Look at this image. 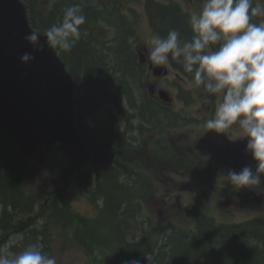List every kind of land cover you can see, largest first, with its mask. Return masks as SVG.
Returning a JSON list of instances; mask_svg holds the SVG:
<instances>
[{
	"label": "trees",
	"instance_id": "obj_1",
	"mask_svg": "<svg viewBox=\"0 0 264 264\" xmlns=\"http://www.w3.org/2000/svg\"><path fill=\"white\" fill-rule=\"evenodd\" d=\"M81 1L87 2V0ZM95 4L90 11H83L87 19L81 26V39L64 59L66 64L70 61L72 73L76 76L79 87L81 84V99L77 100L78 106L80 104L86 108L81 119H78V127L82 135L94 143L101 139V132L94 129L95 125L89 116L88 108L93 106V102L102 95L103 89L109 86L130 88V85L122 79L123 74L127 73L135 80H138L141 75L131 53L123 45L114 49L111 54L109 51L98 52L86 40L89 19L98 11ZM69 6L64 4L58 18L54 16L52 21L54 22L57 18V22H60L64 9ZM161 10L156 11L161 17L158 16L154 20L156 24L154 26H157L160 32L168 33L170 29L183 28L185 23L183 21L182 23L177 16L167 13V9L161 8ZM180 34L181 37H187ZM191 35L190 28L189 38ZM189 38L187 37L188 40ZM152 113L149 118L155 119L154 110ZM83 122L85 125L82 124ZM102 138L108 139L106 143L110 146L121 143L117 142V139L112 140L111 137H106L105 134ZM6 141L5 135L0 130V152L4 157L10 156L9 160L0 162V197H3L5 205L12 206L14 213L16 212L21 218L32 210V206L26 203L23 208L24 204L21 200L24 191L20 185L22 158L19 160L20 156L13 145L9 146ZM106 148V150L98 151L100 153L97 158L98 163L104 164L101 165L102 183L96 193L104 199L102 213L90 221L72 215L69 208L66 210L71 216L68 221L77 218L79 222L78 228L69 227L68 236L70 241L87 256V260L81 264H134L136 261L146 259L152 260L153 264H264V220L225 222L217 219L211 212L201 217L184 216L178 221L158 228L149 219L147 232L138 236L139 241L135 243L133 241L135 236L142 230L137 222V219L143 216L140 201L145 199L147 193L144 189H139L138 192L135 187L120 182L119 178L122 175L107 164L112 157L108 147ZM202 161L201 155H194L181 170L185 171L189 163L195 165L198 162L201 164ZM115 164L118 168H124L121 163ZM5 224L10 226L13 222L11 219H6ZM38 226L33 225L31 234H24L27 240L40 234ZM168 228H171V232L166 235ZM45 252L48 255L53 253L51 249H46Z\"/></svg>",
	"mask_w": 264,
	"mask_h": 264
},
{
	"label": "clouds",
	"instance_id": "obj_2",
	"mask_svg": "<svg viewBox=\"0 0 264 264\" xmlns=\"http://www.w3.org/2000/svg\"><path fill=\"white\" fill-rule=\"evenodd\" d=\"M264 8L253 6L252 0H203L202 9L191 15V38L170 29L165 37L154 35L148 61L156 66L170 60L181 64L192 74L194 82L212 96L221 97L214 115L205 121L208 132L223 134L238 126L247 139L246 153L255 169L245 166L229 170V184L235 191L264 184ZM86 16L79 3L64 9L62 19L45 31L41 41L38 31H29L25 42L31 52H24L19 62L28 66L35 53L70 52L81 39ZM0 264H57L40 243H29L18 252L0 247ZM134 264H139L138 261Z\"/></svg>",
	"mask_w": 264,
	"mask_h": 264
},
{
	"label": "rangeland",
	"instance_id": "obj_3",
	"mask_svg": "<svg viewBox=\"0 0 264 264\" xmlns=\"http://www.w3.org/2000/svg\"><path fill=\"white\" fill-rule=\"evenodd\" d=\"M70 1L72 3H79L83 8V11L89 8V1L88 2H83L81 0H77L75 2H73L72 0ZM202 7L203 4L192 10L191 14L193 15L198 13L202 9ZM176 30L181 31L182 28L179 29L176 28ZM174 76L175 75L173 74L172 76L167 77L168 85L170 87L175 88V86L172 85L174 81V83L181 85L183 91L187 93L195 94V96L200 95L199 89L201 88V86L196 85L194 79L181 80L178 78V80L176 81L174 79ZM122 79L124 80V82L130 85V88H128L129 92L134 93L135 94L134 96H139L138 93L140 89L139 83L142 81L132 79L131 77L128 76L127 73L122 75ZM163 83L165 82L161 80L160 81L161 86ZM105 90L107 89H103L104 92L101 94H104L106 92ZM108 90L112 91V88ZM123 92H126L125 89L123 90ZM220 99L221 97L219 95H216V98L214 100L219 103ZM107 110H108V106H102V108H97L93 110V113H91L89 116L95 118L98 121L99 119L105 118ZM83 113L84 112H82V114ZM194 113L197 114L198 111L194 110ZM234 127L235 126L226 130L223 134H219V135H217L214 132L207 133V129L205 127L204 128L200 127V128H196V130L194 132H191L190 134H187V132L190 131L182 130L178 134L176 133L168 134L167 138L170 143L173 142L177 146H184L182 143H189V146L193 147L195 144L202 143L210 151L212 146L211 145L212 139H215L216 143L219 140H223L224 138L227 137L228 133ZM234 132L237 135L236 137H240L242 140L244 139L243 133L239 128L236 129V131L234 130ZM109 146L110 145L108 144L106 145V141H104L103 143H101V150H106L107 149L106 147ZM180 151L181 154H178L176 152V155L179 156L185 155L186 149H182ZM210 153L211 156L218 154L216 150H212ZM134 156L142 159H147V156L139 151L134 154L132 152H126L125 159L131 160ZM170 161H173V158L170 157ZM221 161H222V156L219 157V165L212 164L213 169L208 171L209 173L206 172L204 174L205 171L200 172L201 170L199 169H193V171H191L190 174H188L187 176L184 174L181 175L179 172H176V169L172 167L175 163L172 165H170V162L161 165L157 164L158 165L157 168L154 166L153 163L147 162L150 172V179L155 180V185L154 183H151V187L149 186V188L151 190L158 189L156 193L149 196L148 201L145 204L147 215L152 219L154 225L159 228L165 226L171 220L178 221L179 218H181V216H183V214L186 213L184 209H188L190 211L197 210L196 215L198 217H201L204 214L205 210L211 209L212 211L213 209V213L219 216L220 218L224 217V214H229L228 215L229 218H233V220H237V221H244L251 218L264 219V213L258 211L260 209L257 208L258 205L260 204L259 202L245 195L239 197V199L237 198L232 199L229 195L223 194L224 192L221 186H219L218 184L213 185L212 177L214 173L218 170L216 166L224 165V163H221ZM48 162L50 164V168L53 167L56 169L53 171L55 176L50 177V184L49 186H47V189L52 188L54 186V183H51L53 179H57L59 181L61 180V175L60 173H58L57 167L59 166H66L67 168L70 167V162L60 151L57 150V148H54L50 152V156L48 157ZM231 166H236V165L231 164ZM205 168H210V164H207ZM79 176L80 175L76 173L67 177L68 185L66 188V193L63 196L67 200L68 204L71 205L75 213L83 217L91 218L94 217L97 213V208L94 206V204H92L90 200L89 193H91L93 189H91L92 188L91 185L88 187H83L79 182L80 181ZM120 180L127 184L134 182V181L129 182L123 175L120 177ZM100 183L101 182L99 180H96V182L95 181L91 182V184L94 185L95 184L98 185ZM227 183H229L228 177H227ZM251 187L247 189L250 190ZM37 188L38 186H36V191L34 193L37 197H39V191ZM24 190L28 193H31L32 185H30L27 182L25 184ZM259 207H261V209L263 208L262 205ZM14 214L12 215V219H11L12 222L22 223L20 225L21 234L23 236L24 234L28 235L30 229L33 227L36 221L34 223L28 221V218L31 216L30 212L26 216H22L21 218L17 216L16 212ZM137 220L140 229H142V232L143 230H146V228H148L146 224H143L144 221L142 218H138ZM29 224H33V225L29 226ZM4 233H1L0 237L5 240L9 239V237L3 235ZM11 237L13 238L11 241H15V243L19 242V244H21L23 242V239L18 238V236L16 235H13ZM3 243L8 245L6 241H3ZM13 243L14 242H11L9 245ZM51 244L53 246V251H54L52 256L55 257L57 264H81L87 260V256L82 250L76 249L69 244L66 245L65 242L59 237H54ZM0 247H4V246H0ZM18 249L21 250L20 246ZM139 264H152V263L150 260H147L145 262L140 261Z\"/></svg>",
	"mask_w": 264,
	"mask_h": 264
},
{
	"label": "water",
	"instance_id": "obj_4",
	"mask_svg": "<svg viewBox=\"0 0 264 264\" xmlns=\"http://www.w3.org/2000/svg\"><path fill=\"white\" fill-rule=\"evenodd\" d=\"M5 26H9L8 20L3 22L0 19V40L3 52L6 54L0 58V88L2 89L3 81L7 80L9 82L7 88L10 89L0 90V124L13 138L17 139L22 155L32 154L39 149L42 143L56 135L62 136L64 138L62 149L75 161V166L80 167L88 161V158H85L69 144H74L75 141L73 132L70 130L72 127V95L70 94L73 89L71 77L64 72L63 67L57 63L54 56L50 55V52L47 55L46 51L35 53L38 58L37 67L43 63L44 65L36 71V67L31 65L27 71L21 72L23 65L20 64L19 58L22 52L21 50L12 54L11 52L14 49H19L18 46H13V41L24 39L28 32H8ZM41 41L43 42V38ZM13 47L14 49H12ZM34 74L37 75L38 80L29 79L30 83L26 85V80L21 83L22 76H31L34 79ZM21 84H24V89ZM30 84L32 87L29 90ZM21 88V93H18ZM30 92L36 96L26 98ZM7 114L15 116L18 120L30 115L32 128L21 136L17 124L12 123L6 117ZM38 118L39 120H37ZM32 120H37V123ZM30 139L37 141L25 148V142Z\"/></svg>",
	"mask_w": 264,
	"mask_h": 264
},
{
	"label": "flooded vegetation",
	"instance_id": "obj_5",
	"mask_svg": "<svg viewBox=\"0 0 264 264\" xmlns=\"http://www.w3.org/2000/svg\"><path fill=\"white\" fill-rule=\"evenodd\" d=\"M182 22V20H181ZM183 23V22H182ZM180 33L184 34V35H188L189 31L186 25L183 24V28L181 31H179ZM150 65V64H149ZM208 101V100H207ZM209 101H211L209 99ZM206 101H204L205 103ZM192 107V103L190 100V108ZM204 108L207 109L208 111H215L216 108V104L215 102L213 103H209L208 105L204 104ZM158 117H156V124L158 123ZM195 119L194 118H190V128L192 129V132H194L196 130V128H200L203 127L205 122L200 123V124H195ZM203 124V125H202ZM236 129H238V127H234V130L236 131ZM233 135L236 137V133L233 132ZM246 144H247V139L244 138L243 140L240 137H236V141H227L226 143V154H230V158L233 159V155L234 153L237 154V163L238 165H240L241 168L245 167V166H251L253 169H255V162L252 160V157L250 155V157L245 158L244 154L242 152V149H246ZM249 159V162L247 163L246 160ZM250 198L256 200L257 202H259L260 204L258 205V211H261L262 213H264V184H260V185H253L250 189ZM262 205V209L261 206Z\"/></svg>",
	"mask_w": 264,
	"mask_h": 264
},
{
	"label": "bare ground",
	"instance_id": "obj_6",
	"mask_svg": "<svg viewBox=\"0 0 264 264\" xmlns=\"http://www.w3.org/2000/svg\"><path fill=\"white\" fill-rule=\"evenodd\" d=\"M95 6H96V9L99 11V7H98V4H97V2H96V4H95ZM98 11H96V15H97V13H98ZM65 62V61H64ZM65 64H66V62H65ZM67 65V64H66ZM137 100H138V102H137ZM133 105H136V107H133ZM130 106L131 107H133L134 108V112H133V115H137L140 119H142V120H149L150 118L149 117H151L152 116V110H154L153 108H151V107H149L148 105H147V103H146V101L141 97V96H135L131 101H130ZM138 107H139V109H138ZM157 112L158 113H163V110H157ZM154 113H155V111H154ZM155 119H154V123L153 124H151V125H156V122H155V120H156V117H154ZM123 140H121V139H117V142H122ZM119 144H116V145H114V146H118ZM123 184V183H122ZM5 225H8V224H5ZM38 228H39V231L41 230V227L40 226H38ZM143 232H142V230H140L139 232H138V234L135 236V239L133 240V241H135L136 239H138V236H140L141 234H142ZM137 237V238H136ZM6 243L9 245L11 242H8V241H6ZM152 261V260H151Z\"/></svg>",
	"mask_w": 264,
	"mask_h": 264
}]
</instances>
